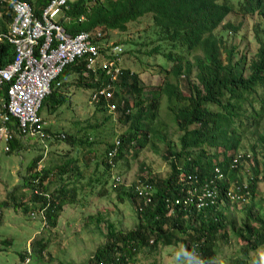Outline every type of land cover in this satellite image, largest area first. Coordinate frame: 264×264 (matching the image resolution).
Listing matches in <instances>:
<instances>
[{"label": "trees", "instance_id": "16d2710c", "mask_svg": "<svg viewBox=\"0 0 264 264\" xmlns=\"http://www.w3.org/2000/svg\"><path fill=\"white\" fill-rule=\"evenodd\" d=\"M18 1L30 3L36 15L49 2ZM233 14L257 18L251 28L257 50L250 56L249 63H246L247 51L240 55L235 47L227 46L224 41L223 32L240 31L229 23L222 25ZM145 17L149 21L152 19L153 25L160 29L161 37L157 41L164 42L168 49L164 58L171 66L169 69L161 67L162 83L148 87L149 98L145 99L140 74L123 68L115 83L118 93L115 92L112 100L116 102L115 119L121 128L116 139L106 144L105 151L99 154V162L94 157L81 159L84 167L95 161L92 173L85 180L78 169L77 156L67 158L50 170L33 171L27 178H30L28 184H32L30 190L34 201L41 206L33 208L45 214L48 225L56 228L59 214L64 209L63 201L69 197L71 205L77 202V184L81 181L92 188L90 195L100 186L104 187L96 194L110 193L107 181L100 178L106 175L105 179L111 180L110 194L115 195L119 204H132L137 223L127 232L116 231L112 225H107L104 245L95 251L87 264H141L142 257L154 256L160 247L179 245L188 264H226L218 261L221 245L225 244L238 247L229 264H263L264 193L260 194L258 187L264 183V0H73L60 23L73 35L100 30L107 38L110 31H127L130 24ZM11 21L12 13H4L0 35L7 32ZM158 50L160 45L146 54L158 53ZM237 54L240 56L235 60ZM13 56L14 47L3 40L0 43V67L12 62ZM242 64L247 65L240 71ZM85 71L82 62L67 67L58 80L60 89L69 85L64 82L69 76L73 77L72 86L84 90L94 91L109 84L105 74L98 73L97 78L92 74L85 77ZM53 88L41 109L48 115L66 102L64 92ZM163 102L181 134L178 152L173 151L162 132L159 112ZM95 107L102 113L110 112L102 98ZM246 140L251 141L249 152L234 163L236 153ZM65 141L85 147L83 154L95 153L91 145L86 146L87 140L77 142L66 138ZM158 145L165 148L160 156L169 164V177L150 173L142 176L145 172L141 166L140 176L130 186L111 179L113 168L118 169L119 163L126 160L129 169L130 160H136L147 148L157 151ZM18 147L20 142L14 139L10 144L12 152ZM78 152L82 156L83 150ZM110 153L114 155L109 156ZM40 159L36 158L27 170L34 168ZM245 164L249 165L247 171H244ZM216 168L223 175L217 181L218 197L214 203L197 209L196 197L193 202L187 201L189 186L180 178L186 179L188 174L196 176L199 183L194 184H200V191L205 182L216 180ZM55 171L59 179L65 174L67 178L62 180L58 190L48 195L46 192L53 180L45 181ZM242 174L247 175L245 182ZM96 183L98 185L92 187ZM213 186L209 185V188ZM231 188L243 200L241 212L236 216L238 222L229 220L223 211L229 204L232 207L238 205L225 196ZM141 189H145L144 192H140ZM39 190L44 192L38 193ZM29 209L24 207L25 212ZM44 244L43 239L33 242V251L39 258L47 248ZM26 257L27 253L20 258L23 261Z\"/></svg>", "mask_w": 264, "mask_h": 264}, {"label": "rangeland", "instance_id": "374dc122", "mask_svg": "<svg viewBox=\"0 0 264 264\" xmlns=\"http://www.w3.org/2000/svg\"><path fill=\"white\" fill-rule=\"evenodd\" d=\"M256 21V17H243L233 14L222 23V25L229 23L232 27L240 29L238 33L223 32V36L226 45L235 47L240 55L248 52L246 63L250 62V56L257 50L251 32ZM134 23L130 24L127 31H110L108 40L121 46L124 53L121 57L122 68H129L140 74V86L144 89L142 96L148 99L147 93L150 90L148 87H155L163 81L164 73L161 67L169 69L171 64L159 54H146L153 46H165L164 42L157 41L161 37V31L153 25L152 19L149 21L148 18H142ZM239 54L236 55L235 60L239 58ZM246 65L242 64L239 70H244ZM72 79V76L65 78L64 82L69 85L64 89L54 86L60 89V93L64 92L66 102L60 105L56 112H51L53 114L48 115L46 112H42V119L46 121V127L49 131L62 133L66 138L75 139L77 142L87 140L86 146L91 145L95 153H90V156L87 153L83 154L86 150L85 147L78 144L72 145L65 140L51 145L48 143L45 149L44 145L37 139L22 138L20 147L9 154L4 152L5 146L0 145V264H22L20 257L26 253L27 249L32 250L29 264H87L95 251L104 245L107 225H112L116 231L127 232L137 223L132 204L129 202L119 204L115 195L110 194L111 180L105 179L106 175L100 178L102 181H107V190L110 193L103 191L101 195L96 194L97 190L104 187L100 186L90 195L92 188L86 187V182L81 181V184H77L79 187V191L76 193L77 202L71 205L69 197L63 201L65 202L64 209L59 214L56 228L48 225L45 214L43 215L33 208V206L36 209L41 207L33 199L30 190L32 184H28L30 178H27L33 171L50 170L56 165L60 166L67 158L77 156L79 160L78 169L82 172L85 180L93 171V163L97 160L99 162V154L105 151L106 144L115 140L121 131L120 124L118 125L115 119L116 112L102 113L96 110L95 103L90 101L92 90L75 88L72 86ZM159 114V119L163 124L162 132L167 143H170L174 152H178L181 134L172 123L164 102ZM250 142V140L244 141L236 155L248 153ZM164 149V146L158 145L157 151L147 148L136 160L129 158V169L125 163L126 160L119 163L118 169L113 168L111 179H118L126 186H130L140 176L139 169L141 166L145 172L142 176L150 173L162 178L169 177V164L160 156ZM80 150H83L82 156L79 155L78 151ZM83 157L84 159L94 157L96 160L88 163V167H84L81 163ZM36 158H41L42 161L31 170H27ZM248 169L249 165L245 164L244 171ZM66 178L67 174L59 179L56 171L48 176L45 183L51 179L53 183L48 186L46 193L52 195L54 190L61 187L62 180ZM68 178L69 182L73 184L72 178L69 176ZM242 178L245 182L247 175L242 174ZM97 185L98 183L92 187ZM258 188L259 193L263 194L264 183H261ZM41 192L44 191H38V193ZM82 194H87V196ZM24 207H30V209L25 212ZM241 209L242 205L240 204L233 207L229 204L223 211L227 213L229 220L238 222L239 217L236 216L240 214ZM41 239L44 240L46 243L44 246L47 248L42 253V257L39 258L33 251V242ZM220 250L218 261L229 264L232 261L230 258L236 256L238 247L234 244H225L221 245ZM252 256L254 255L252 254ZM154 262L156 264H188L180 245L160 247L154 256L146 255L140 259L141 264H153Z\"/></svg>", "mask_w": 264, "mask_h": 264}, {"label": "built area", "instance_id": "2783aa9c", "mask_svg": "<svg viewBox=\"0 0 264 264\" xmlns=\"http://www.w3.org/2000/svg\"><path fill=\"white\" fill-rule=\"evenodd\" d=\"M68 0H51L41 17L34 16L30 6L26 3L11 0L8 5L13 13V20L8 30L0 35V43L6 40L14 47L13 61L0 70V145H5L9 151V144L13 138L14 129L20 136L39 137L44 139L45 123L39 116L42 103L51 93L52 84L58 79L64 68L76 60L85 59L87 69L95 71L94 64L99 55L94 40L101 37L99 33L91 36L80 33L76 36L68 34L64 28L57 25L54 19L66 7ZM116 56V51H113ZM88 61V62H87ZM102 69L112 79L119 73L117 59L102 64ZM59 86V84H56ZM4 87H8L6 97H2ZM97 95L110 97L103 89ZM48 137V136H47ZM110 153L109 156H113ZM240 158L234 159V163ZM216 180L205 182L202 190L200 184L192 175H188L186 182L187 201L193 202L197 209L212 204L218 197L217 181L223 178L220 169H215ZM118 181V179H116ZM209 188V185H213ZM196 187H192V186ZM145 190V189H144ZM140 190V192H144ZM231 202L242 203L233 189L225 194ZM178 204L179 201H176ZM30 254V250L27 251ZM29 259L24 261L28 264Z\"/></svg>", "mask_w": 264, "mask_h": 264}, {"label": "clouds", "instance_id": "9594fccd", "mask_svg": "<svg viewBox=\"0 0 264 264\" xmlns=\"http://www.w3.org/2000/svg\"><path fill=\"white\" fill-rule=\"evenodd\" d=\"M9 1H11V0H0V19L3 17L4 13H7V12H11V13H12V10L10 9V7H9V5H8ZM15 1H18V0H15ZM50 1H51V0H49L48 4L45 5V6L39 11V14H38V15L35 14L34 9H33L32 5H31L30 3L25 2V1H19V2H22V3H26V4H28V5L30 6V8H31V10H32V12H33V14H34V16H36V17H41L42 13H43L44 10L47 8V6L49 5ZM72 1H73V0H68V1H67V4H66V7L63 8V9L60 11V13L57 14V17L54 19L55 23H56L57 25H59L60 27L64 28L65 31H66V29H65V27L60 23V19L64 17L65 12L68 10L69 3L72 2ZM145 18H147V17H145ZM12 20H13V13H12ZM11 22H12V21H11ZM11 22H10V23H11ZM10 23H9V24H10ZM9 24H8V25H9ZM134 24H135V23H134ZM129 26H130V25H129ZM129 26H128V29H129ZM7 28H8V26H7ZM66 32H67V31H66ZM67 33L70 34L69 32H67ZM80 33H87V34H89V35H91V36H94V35H96L97 33H99V34L101 35V37H100L99 39L94 40V44H93V45H95V46L98 47V52H99V55H98V57H97V59H96V61H95V64H94V69H95V71L93 72V71H90V70L87 69V64H86L85 59H82V60H79V61L76 60L74 63L70 64L69 66H71V65H73V64H78V63L82 62V63L84 64V66H85V70H86V71L84 72V73H85V77H88L90 74H92L94 77L97 78L98 73H103V74H105L106 77H109V84H108V85H106V86H105L104 88H102V89H98V90H94V91L92 90L90 101L96 103V102L99 101L100 98H102V99L104 100L105 104H106V108L109 109L110 112H115V110H116V102H115V101L112 102V100H113V98H114V94H115V92L118 93V91H117V87L115 86V83L117 82V79H118V77L120 76L121 71H122V69H123V68H122V62H121V57H122V55L124 54V53H123V50H122L121 46H120L118 43H114V42L109 41V40H108V37L106 38V37H105V34H104L103 32H101L100 30H96V31H94V32H92V33H90V32H85V31L80 32ZM80 33H78V34H80ZM78 34H74V35H73V34H70V35H71V36H76V35H78ZM108 36H109V35H108ZM146 45H147V44H146ZM146 47H148V46H146ZM153 47H156V46H153ZM153 47H152V48H153ZM161 47H162V46H160V50H158V53H153V54H159V55H161L162 57H164V54L168 52V49L166 48V46L162 47V49H161ZM152 48H151V49H152ZM113 51H116V56L114 55ZM150 51H151V50H150ZM172 52H173V50H172ZM161 53H162V54H161ZM13 58H14V56H13ZM115 59H117V67L119 68V73L117 74V76H116L115 79H112V77H111L110 75H107L106 72L102 69V64H103V63H106V62H108V61L115 60ZM164 59H165V58H164ZM165 60H166V59H165ZM12 61H13V59H12ZM166 61H167V60H166ZM87 62H88V61H87ZM10 63H11V62H10ZM10 63H9V64H10ZM9 64H7V65L4 66V67H0V70L4 69V68L7 67ZM69 66H67V67H69ZM67 67H66V68H67ZM66 68H64L63 71H64ZM63 71L61 72V74L63 73ZM87 72H88V73H87ZM61 74L59 75V77L61 76ZM59 77H58V79L52 84L50 95L52 94V91H53V89H54L53 86H56L57 88H61V83L58 81V80H59ZM95 80H96V79H95ZM57 83L59 84V86L56 85ZM7 88H8V87H4V89H3V91H2V97H4V98L6 97V91H7ZM103 89H105V90L110 94V97L107 98V97H103V96H99V95H97L96 99H94L93 96H94L95 94H97L98 92L102 91ZM50 95H49V96H50ZM49 96H48V97H49ZM48 97H47V98H48ZM47 98H45V99H47ZM45 99H44V100H45ZM127 99H128V98H127ZM43 102H44V101H43ZM42 106H43V103H42ZM42 106H41V109H42ZM41 109L39 110V116H40L41 119H42L43 114H42V112H41ZM42 121H43V119H42ZM43 122L45 123V133H46V135H47L48 137L46 136L44 139H40L39 137L37 138V137H31V136H20L19 133H18V131H17L16 128H15V129H14V132H13V138H12V141H13L14 139H18L19 142H21V139H22V138H34V139H37L38 141H40V142L44 145V147H45V149H46L48 143L51 145V144H54V143H57V142H61L62 140L64 141V140L66 139V136H65L64 134H62V133H57V132L49 131V130L47 129V127H46V121L44 120ZM12 141H11V142H12ZM55 141H56V142H55ZM11 142H10V144H11ZM10 144H9V151H8V152H6L5 149H4V152H6V153H8V154L12 152V150H11V148H10ZM3 145H4V144H3ZM4 146H5V145H4ZM18 148H19V147H18ZM241 155H242V154L235 155L234 159L237 158L238 156L241 157ZM41 161H42V159H40V161H39L38 163H40ZM218 169H219V168H218ZM188 175H192V174H188ZM188 175H187V176H188ZM187 176H186V179H187ZM192 176H193L195 179H197L196 176H194V175H192ZM186 179H184V177L181 176L180 181H184V180H185V182H186ZM142 189H143V188H142ZM29 243H30V242H29ZM30 244H31V243H30ZM27 251H28V249H27ZM27 251H26V253H27V257H26L25 259H23L22 264H24V261H25L26 259H29V263H30V257H31V255H32V250L30 251V254H28ZM29 263H28V264H29Z\"/></svg>", "mask_w": 264, "mask_h": 264}]
</instances>
